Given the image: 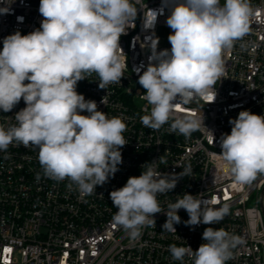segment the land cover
Wrapping results in <instances>:
<instances>
[{
	"label": "clouds",
	"instance_id": "1",
	"mask_svg": "<svg viewBox=\"0 0 264 264\" xmlns=\"http://www.w3.org/2000/svg\"><path fill=\"white\" fill-rule=\"evenodd\" d=\"M13 2L0 0L4 5L0 14L10 13ZM162 3L170 11L166 24L172 29L171 49L158 51L159 38H151L146 70L139 74L137 69L138 83L146 90L143 99L151 106L141 123L154 131L170 123V132L188 137L204 125V118L177 116L178 107L215 100L214 86L224 78L223 53L249 33L254 9L251 0ZM137 5L140 0H40V27L27 35L20 31L8 35L0 49V110L12 111L21 99L26 105L15 114V124L0 125V151L7 152L13 144L37 148L43 175L57 182L69 180V188L75 186L81 199L96 194V187L115 175L122 163L121 148L128 141L124 120L98 110L94 100L77 92V84L92 74L99 77L100 89L120 84L128 69L121 36L135 27L139 10L145 28H152L163 12ZM101 103L106 105L105 97ZM85 111L87 115L81 114ZM229 123L231 132L222 135L218 154L237 183L250 184L258 173L264 174V115L242 110ZM159 163H166L163 155L110 192L117 209L113 222L131 241L142 235L144 227H155L157 213L166 212L163 231L174 232V225L181 222L179 209L188 213L186 226L220 223L228 214L226 204L209 207L187 193L162 210L158 196L172 191L191 169L176 165L183 171L162 173ZM202 239L205 243L195 251L175 244L168 250L181 264L185 257L191 264H226L239 243L224 229L212 227L205 228Z\"/></svg>",
	"mask_w": 264,
	"mask_h": 264
},
{
	"label": "built area",
	"instance_id": "2",
	"mask_svg": "<svg viewBox=\"0 0 264 264\" xmlns=\"http://www.w3.org/2000/svg\"><path fill=\"white\" fill-rule=\"evenodd\" d=\"M39 4L40 0H14L10 13L0 14V49L8 35L16 31L27 35L40 27ZM141 5L163 8V12L152 28H145L143 10H139L135 27L121 36L128 69L120 84L100 89L99 77L92 74L79 81L76 89L108 117L117 116L126 123L123 135L128 143L121 148L119 170L96 187V194L81 199L75 186L69 188V180L57 182L43 175L37 148L13 144L7 152L0 151V264H181L172 258L169 246H190L195 251L205 243L202 234L207 227L224 229L238 238L226 264H264V174L258 173L250 184L237 183L218 154L222 135L231 132L230 119L242 110L264 115V0H251L254 15L249 33L223 53L224 78L214 86L215 100L207 104L195 100L178 107L177 116L204 118L205 126L201 123L188 137L170 132V123L156 131L141 123L151 109L143 99L146 90L138 83L151 55L147 45L158 37L157 50H170L172 32L166 24L170 11L162 0H140L137 7ZM103 97L106 105L101 103ZM24 107L21 99L12 111L0 110V125L15 124V114ZM162 155L166 163L157 165L162 173L182 172L176 165L191 169L172 191L158 196L162 210L167 211L169 203L187 193L209 207L226 204L229 212L220 223L186 226L188 213L179 209L181 222L174 225L176 232L163 231L166 212L157 213L155 227H144L133 242L113 222L117 209L110 192L123 187L129 177L139 176L142 165ZM184 264H191L188 257Z\"/></svg>",
	"mask_w": 264,
	"mask_h": 264
}]
</instances>
